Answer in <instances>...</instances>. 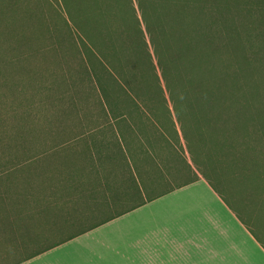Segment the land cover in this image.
<instances>
[{"label": "rangeland", "instance_id": "1", "mask_svg": "<svg viewBox=\"0 0 264 264\" xmlns=\"http://www.w3.org/2000/svg\"><path fill=\"white\" fill-rule=\"evenodd\" d=\"M227 1L230 12L224 13L228 18L225 23L234 26L246 42L249 53L261 51L258 46L251 45L264 42L260 38L264 33V0ZM126 2L0 0V171L8 172L0 181V217L28 208L35 197L62 193L64 180L68 183L96 181L99 173L103 178V169L126 167L124 152L111 129V124L121 121L115 116L125 113L127 119L131 118L120 122L119 126L127 139V154L135 159L148 187L168 189L204 171L230 199V204L258 231L260 219L257 222V216L264 217V213L258 211V203L264 198V151L259 153V148L264 146L262 136L256 134L249 138L259 163L250 168L247 160H238L233 155L230 136L226 140L233 121L222 120L220 132L211 128L199 137V127H214L213 123L218 121L205 122L202 106L192 108L183 96L185 87L175 83V97L181 103L183 121L192 134L191 142L197 150L200 170L192 162L188 150L186 156L173 150L181 145L187 149V141L181 136L179 143L159 91L153 85L148 86L150 78L139 76L140 81L136 78L137 85L133 84L128 96L121 88L111 87L114 98L111 104L107 103L99 81L108 84L113 80L105 74L101 61L90 54L76 28L92 24L87 20L89 12L129 8ZM227 40L224 38L226 45L218 55H209L206 61L215 69H221V73L229 74L231 94L245 80L239 72L241 55L235 51L240 48ZM172 76L177 77L174 71ZM253 81L255 88L257 86L264 95V63L259 62L255 68ZM166 96L180 129L168 92ZM136 104L151 118L140 117ZM234 107L230 104V109ZM210 114L215 115V112ZM131 127L140 133V138ZM185 157L194 171L187 167ZM29 158L42 160L15 168L20 161ZM126 184H121L122 189ZM157 189L151 194L157 193ZM7 230L0 223V264L15 260L12 255L1 254L12 237ZM260 233L264 235L262 229L257 232Z\"/></svg>", "mask_w": 264, "mask_h": 264}, {"label": "trees", "instance_id": "2", "mask_svg": "<svg viewBox=\"0 0 264 264\" xmlns=\"http://www.w3.org/2000/svg\"><path fill=\"white\" fill-rule=\"evenodd\" d=\"M126 4L129 8L89 12L87 20L92 24L76 28L90 54L101 61L105 74L113 80L109 85L99 81L107 103L111 104L114 98L111 87L121 88L128 96L133 86L137 85L136 78L139 81V76L142 79L150 78L151 85L148 86L153 85L159 91L175 126L179 143L181 136L187 141V149L181 145L173 147V150L181 156H186L188 150L192 162L201 170L197 150L191 142L192 134L180 112L181 103L175 97V85H182L185 87L183 96L187 103L192 108L202 106L201 111L205 115L203 120L218 121L213 123L214 127H199V137L211 128L220 132L222 120H231L233 123L226 137L227 140L230 136V150L236 159L247 160L250 168L258 166V158L255 149L250 146L249 138L256 134L264 138V95L257 86L255 88L256 83L253 81L255 68L259 62L264 63V42L251 45L258 46L261 51L248 52L242 36L235 31L234 26L225 23L228 18L224 13L230 12L227 0H127ZM222 28L227 29L224 31ZM226 37L227 41L235 43L243 51L235 50L241 55L239 72L243 74L245 83L231 94L229 74L221 73V69H215L206 61L209 55H218V51L226 45ZM260 38L264 41V33ZM173 71L177 77L172 76ZM94 74L99 77L96 70ZM166 92L175 108L180 129L173 118ZM230 104L235 107L230 109ZM136 106L140 117L151 118L142 110L143 107ZM211 111L215 115H211ZM130 118L127 119V115L122 113L115 116L117 121H121L111 124L114 138L124 152L126 167L120 170L103 169V178L99 173L96 181L68 183V180H64L65 189L62 193L45 198L35 197L29 202L28 208L0 217L2 226L12 233L10 242L1 251L5 256H14L15 260L10 264L32 258L171 190L148 187L135 165V159L127 154L126 148L129 150V146L119 123ZM249 121L252 122L251 126L248 125ZM131 130L140 138V133L134 127ZM263 151L264 146L259 148L260 154ZM152 159L156 162L154 157ZM41 160L29 158L20 161L15 168L38 164ZM185 163L190 170H195L186 157ZM7 173L0 171V181ZM201 174L217 188L206 172ZM197 178L196 173L191 180ZM123 183H127V186L122 189ZM155 189L158 192L151 194ZM126 198L128 200L124 201ZM258 204L259 208L264 209V198Z\"/></svg>", "mask_w": 264, "mask_h": 264}, {"label": "crops", "instance_id": "3", "mask_svg": "<svg viewBox=\"0 0 264 264\" xmlns=\"http://www.w3.org/2000/svg\"><path fill=\"white\" fill-rule=\"evenodd\" d=\"M168 189L18 264H264V217L257 231L201 173Z\"/></svg>", "mask_w": 264, "mask_h": 264}]
</instances>
